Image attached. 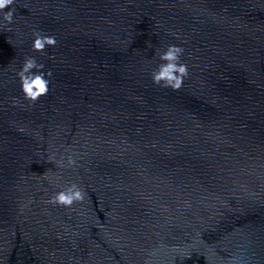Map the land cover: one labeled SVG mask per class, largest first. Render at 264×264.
<instances>
[{"label":"water","instance_id":"obj_1","mask_svg":"<svg viewBox=\"0 0 264 264\" xmlns=\"http://www.w3.org/2000/svg\"><path fill=\"white\" fill-rule=\"evenodd\" d=\"M11 7L0 264H264V0ZM37 31L56 44L34 50ZM170 44L188 67L178 89L151 75ZM29 56L51 73L35 102L18 76ZM71 183L82 201L50 202Z\"/></svg>","mask_w":264,"mask_h":264},{"label":"clouds","instance_id":"obj_2","mask_svg":"<svg viewBox=\"0 0 264 264\" xmlns=\"http://www.w3.org/2000/svg\"><path fill=\"white\" fill-rule=\"evenodd\" d=\"M15 0H0V13L3 14V21L11 24L14 19V10L11 7ZM7 9V11H5ZM32 47L36 51H43L47 46L55 45L56 38L52 35H44L39 31L34 33ZM183 48L179 45L170 44L160 52L161 63L152 72V80L156 84H162L165 87L178 89L181 87L184 77L188 74V67L181 63ZM44 65L37 62L35 57H26L22 67L18 72L21 89L25 98L35 102L49 90L50 81L47 79L51 75L50 71L45 72ZM75 160L69 156L68 164L72 165ZM85 191L76 183H71L66 188L54 193L50 198L53 204L71 206L76 201H82L85 198Z\"/></svg>","mask_w":264,"mask_h":264}]
</instances>
